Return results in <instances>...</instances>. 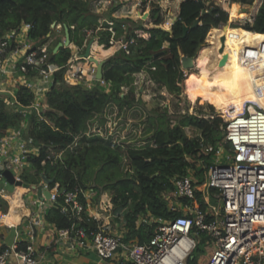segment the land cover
I'll return each mask as SVG.
<instances>
[{
	"label": "trees",
	"instance_id": "obj_1",
	"mask_svg": "<svg viewBox=\"0 0 264 264\" xmlns=\"http://www.w3.org/2000/svg\"><path fill=\"white\" fill-rule=\"evenodd\" d=\"M91 1L0 0V34L23 22L31 23L30 37L47 43L53 36H60L59 33L65 38L64 28L59 30L56 26L67 24L72 42L70 47H62L56 53L49 50L50 62L59 69L47 93L49 109L43 118L35 112L23 113L35 98L29 88L22 86L16 98L0 94V138L7 129L20 126L26 118L29 133L40 150L38 155L30 157L31 165L22 174L24 182L39 184L46 175L54 178L51 185L58 182L67 189L110 192L115 209L128 207L124 238L144 243L155 233L157 224L138 225L139 218L149 212L166 219L182 214L170 210L169 200L162 193L174 188L173 177L185 174L191 165L188 158L212 157L203 152V146L216 145L222 139L219 134L221 129L224 131L226 121L223 114L214 113L208 119L190 114L181 116L175 124L170 120L159 122V117L165 114L148 109L137 96L136 75L145 73L157 88L165 87L181 95L185 80L182 58H195L196 68L186 79L189 99L201 104L206 102L226 112L228 117L234 116V112L238 114L235 102L240 96L239 89L232 84L239 82L242 96L244 87L258 81L250 73L248 57L256 58L252 53L256 50L264 54V0L246 27L230 21V18L235 21L236 17L246 16L239 13L238 3L231 6L229 14L219 6L208 7L205 0H181L170 30L142 26L149 37L136 34L130 26L124 28L123 21L129 18L112 15L120 5H113L109 18L101 23V16L92 10ZM254 1L237 0L247 6ZM204 10L207 12L203 13ZM152 17L155 25L164 21L158 8L153 10ZM198 18L200 23L193 27ZM99 27L102 29L98 30ZM90 30L92 34L88 35ZM113 30L116 37L128 30L126 39L134 42L106 58L103 73L112 86L111 91L99 84L91 88L83 84L65 86L64 71L73 56L74 45L84 47L85 40L91 42L98 37V44L111 49ZM224 69L231 72L228 80L217 77ZM137 114L139 117H135ZM186 128L200 135L189 137ZM91 180L95 184L89 185ZM79 197L85 203L82 192ZM197 197H201V192ZM0 201L2 210L7 201L1 198ZM59 202H64L63 195L59 196ZM46 220L59 228L70 227L73 221L62 212L60 205L47 211ZM77 225L90 228L96 222L84 213ZM196 260L194 254L191 264L207 263L200 256Z\"/></svg>",
	"mask_w": 264,
	"mask_h": 264
},
{
	"label": "built area",
	"instance_id": "obj_2",
	"mask_svg": "<svg viewBox=\"0 0 264 264\" xmlns=\"http://www.w3.org/2000/svg\"><path fill=\"white\" fill-rule=\"evenodd\" d=\"M106 1L117 5L116 0L95 2L100 7ZM31 28V23L23 22L0 34V94L16 98L22 86L29 88L35 98L23 113L35 112L43 118V113L49 109L47 93L59 68L50 62L48 42H37L30 37ZM91 34L92 31H88V35ZM111 40L119 44L114 46L116 50L126 49L134 42V39L124 41L116 37L114 30ZM85 49L86 43L84 47L74 45L68 62L72 70L69 76L76 84L88 88L96 84L110 85L104 77L97 78L96 64L90 70L78 64L80 60L89 61L83 55ZM223 129L221 143L203 146V152L212 157L188 158L191 165L185 174L173 177L174 188L162 193L169 200L170 210L182 214L170 219L150 212L141 216L138 225L156 223L157 227L149 241L140 243L138 239L124 238L128 207L115 209L108 192L67 189L58 182L47 184L44 179L39 184L25 185L22 174L31 165L30 157L38 155L40 150L25 118L20 126L7 129L0 138V166L12 171L15 188L27 189L23 194L24 206L35 210L25 223V242L18 229L24 218L18 224H9L4 218L10 212L0 213V225L17 229L12 244L0 243V264H39L37 228L48 223L47 211L59 205L73 221L65 228L48 223L55 230L56 242L75 252H94L109 264H191L199 245L194 229L197 236L205 233L209 237L207 244L213 245L206 264H264V108L247 104L242 112L227 119ZM2 179L10 182L0 172V196L7 199L11 192L2 186ZM45 188L50 191L49 198L44 193ZM30 191L36 194L32 205L26 199ZM199 192L200 198L197 197ZM60 195H63V203L59 202ZM84 213L93 218L95 227L77 225Z\"/></svg>",
	"mask_w": 264,
	"mask_h": 264
},
{
	"label": "rangeland",
	"instance_id": "obj_3",
	"mask_svg": "<svg viewBox=\"0 0 264 264\" xmlns=\"http://www.w3.org/2000/svg\"><path fill=\"white\" fill-rule=\"evenodd\" d=\"M96 0L91 1V8L94 12L100 14V22L103 23L106 19L109 18L111 14H109V10L112 7L110 5V1H106L104 5L99 7V4L95 2ZM206 5L208 7L210 6H219L220 8H223L230 14V8L233 4L238 3L239 4V13H244L246 16L243 17H236L235 21H232L230 18V21L232 24L235 25H243L244 27L248 26L254 19L255 15L257 14V11L261 5L262 0H255L254 3L251 6L243 5L237 0H205ZM181 0H116V4L120 5L119 9L115 11V17L116 18H129L126 21H123L125 24V27H129L132 29L133 32H135L138 35H142L144 37H149V34L146 33L142 28V26L146 28H150L153 26H159L163 27L165 29L170 30L172 28V25L174 21L176 20L178 11H179V4ZM159 9L160 14L163 16L164 21L160 25H155L153 23V10ZM113 15V13H112ZM114 16V15H113ZM61 25H57V29L61 30ZM56 33L58 36H53L49 39V50L50 52L55 49L58 42H63L64 37L62 33ZM129 34V31L127 30L124 35L120 36V39L127 40L126 36ZM98 37H95L93 41L94 50L92 49L93 55L99 57L100 59H105L112 56L116 49L115 47L111 49H106L105 45L98 44ZM86 46L89 42H86ZM119 46V44H114V46ZM248 57V56H245ZM261 58L264 59V54L261 55ZM237 60V59H236ZM248 60L250 61V73L252 76H254L258 81L254 82L253 85L246 86L243 89V95L241 96L240 91V84L239 82L234 83L235 88L239 89L238 94L240 95L242 99H252L255 100L257 103L264 105V65L260 64V62L257 61V59L254 56L248 57ZM195 61V58H194ZM86 70H90L94 64L90 63L87 60H80L78 63ZM71 67L69 64L66 65L65 71H64V84L65 86H73L76 85V80L69 76L72 72L70 69ZM196 68V63L193 68L190 69H184L185 71V80L183 83V93L181 95H176L174 93H171L168 89L165 87L157 88L156 84L151 83L148 79L145 73H139L136 75V84H137V96L141 97L142 100L146 103V106L148 109L158 110L160 113L165 114L162 118L159 117L160 121L163 120L168 121L170 120L171 124H175L181 116L183 115H196L201 118H210L212 114H223L224 120L227 121L229 118L226 112H223L221 110H218L216 108L211 107L206 102L201 104L200 102L196 101L193 102L189 99L187 92H186V79L188 74ZM233 69V68H232ZM231 76V72H229L227 69L222 70L220 74L217 75L218 79L222 80H228V77ZM104 89L106 91H111L112 86L111 84L108 86H105ZM127 91V89H125ZM236 111L238 113L242 112L244 109V106H240L238 104V101L235 102ZM240 106V107H239ZM236 112L232 113V115H235ZM140 114H137L135 117H139ZM157 116V115H156ZM135 121L137 119L133 118ZM109 127H111V122H109ZM187 135L194 136L196 134L200 135V132H195L194 130L190 128H186ZM224 131L221 129V132L219 136L223 138ZM219 142H222V139L219 140ZM219 143V144H220ZM204 179V178H202ZM2 186L8 191L12 192L15 189V185L12 182L6 183L4 179L1 180ZM89 185L95 184L94 180H91L88 182ZM108 192V191H106ZM110 195V192H108ZM111 197V195H110ZM2 200H6L5 198L1 197ZM36 198V194L34 191H30L27 193V201L30 202L32 205L33 199ZM3 202L0 201V205H2ZM11 211L10 203L7 201V205L3 206L2 210H0V213H6ZM12 223H14L12 217L9 218ZM11 223V222H10ZM15 224V223H14ZM22 228V227H21ZM20 228V229H21ZM19 229V230H20ZM11 230L13 233L17 232L15 229H7ZM195 231V229H194ZM193 235L196 237L197 241L199 242L198 249L195 252V255L197 257L205 258L207 261L211 257V253L213 250V245L207 244V240L209 237L204 233L197 236L196 234ZM90 257L94 258V260H99L100 258L94 253L91 254ZM99 259H98V258ZM196 260V262H197ZM99 264H109L107 260H99Z\"/></svg>",
	"mask_w": 264,
	"mask_h": 264
},
{
	"label": "crops",
	"instance_id": "obj_4",
	"mask_svg": "<svg viewBox=\"0 0 264 264\" xmlns=\"http://www.w3.org/2000/svg\"><path fill=\"white\" fill-rule=\"evenodd\" d=\"M8 200L10 201V204L11 202H15L16 199L14 194L9 195ZM34 210L35 209L33 207L24 206V209L22 210H17L14 212L10 211L9 215L4 218L9 224H18L20 220L17 222V218H24L21 225L18 227V229L22 227L20 229L21 238L24 242L27 239V234L24 229L26 225L25 223L29 221ZM10 217H12L14 223L10 221ZM7 229H15V227L0 225V243L9 245L12 244L15 240L16 232L15 230H13V233L11 230ZM55 239V230L51 224L46 223L44 226L41 225L37 228L36 247L37 254L40 260L39 264H99V260L101 259L97 257L99 260H94V258L90 257V255L94 254V252H75L73 250H70L67 245L56 242Z\"/></svg>",
	"mask_w": 264,
	"mask_h": 264
},
{
	"label": "water",
	"instance_id": "obj_5",
	"mask_svg": "<svg viewBox=\"0 0 264 264\" xmlns=\"http://www.w3.org/2000/svg\"><path fill=\"white\" fill-rule=\"evenodd\" d=\"M201 1V0H200ZM207 11L204 10L203 13H206ZM200 23V19L198 18L194 24H193V27L194 26H197L198 24ZM56 26V24H54L52 27L54 28ZM62 27L64 28V31H65V38H64V41L63 42H59L57 44V46L55 47L54 49V53L58 52L60 50V48L62 47H70L72 45V42H71V35H70V27L67 25V24H63ZM188 30V27H185V32H187ZM92 45H93V42H89L88 45L86 46V49H85V52H84V57L86 59H88L89 61L91 62H94L97 66V78L98 79H101L104 77V73H103V68H104V65L106 63V60L105 59H100L98 57H96L95 55H93L92 53ZM195 65V61H194V58L192 57H188V56H183L182 58V67L184 69H190V68H193ZM0 172H2L4 174V176L12 183L14 182V177H13V174H12V171L10 170H6L3 168V166H0ZM43 179L44 181L47 183V184H52L54 182V178H49L48 176L46 175H43ZM18 184H23L22 181H17ZM25 185H28V184H25ZM44 193L45 195L49 198L50 197V191L48 189H44Z\"/></svg>",
	"mask_w": 264,
	"mask_h": 264
},
{
	"label": "bare ground",
	"instance_id": "obj_6",
	"mask_svg": "<svg viewBox=\"0 0 264 264\" xmlns=\"http://www.w3.org/2000/svg\"><path fill=\"white\" fill-rule=\"evenodd\" d=\"M256 57H257V60H258V62H260V64H262V65H264V59H262L261 58V54H260V52L259 51H254V52H252ZM251 68V67H250ZM229 84H232L231 82H229ZM233 86H234V84H232ZM237 101H238V104L242 107V106H246L247 104H256V105H259V106H261L262 108H264V105H262V104H259V103H257L255 100H252V99H242L241 97H239L238 99H237ZM239 106V107H240ZM25 192H27V189L26 188H24V187H22V186H17L14 190H13V192L12 193H10L9 195H11V194H14V196H15V202H11V204H10V206H11V211L12 212H14V211H17V210H22V209H24V201H23V194L25 193ZM8 195V196H9ZM8 196H7V199H8ZM21 216H22V214H21ZM19 220H21V218H17V222L19 221Z\"/></svg>",
	"mask_w": 264,
	"mask_h": 264
},
{
	"label": "flooded vegetation",
	"instance_id": "obj_7",
	"mask_svg": "<svg viewBox=\"0 0 264 264\" xmlns=\"http://www.w3.org/2000/svg\"><path fill=\"white\" fill-rule=\"evenodd\" d=\"M262 55V54H261ZM256 59H257V57H256ZM258 61V60H257ZM249 69H250V65H249Z\"/></svg>",
	"mask_w": 264,
	"mask_h": 264
}]
</instances>
